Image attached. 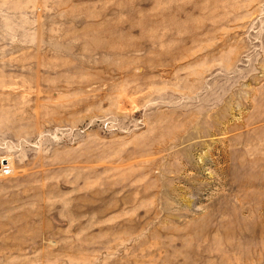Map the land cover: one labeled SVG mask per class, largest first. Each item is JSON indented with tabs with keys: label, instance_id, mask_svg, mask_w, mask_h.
I'll return each instance as SVG.
<instances>
[{
	"label": "rangeland",
	"instance_id": "374dc122",
	"mask_svg": "<svg viewBox=\"0 0 264 264\" xmlns=\"http://www.w3.org/2000/svg\"><path fill=\"white\" fill-rule=\"evenodd\" d=\"M0 264H264V0H0Z\"/></svg>",
	"mask_w": 264,
	"mask_h": 264
},
{
	"label": "built area",
	"instance_id": "2783aa9c",
	"mask_svg": "<svg viewBox=\"0 0 264 264\" xmlns=\"http://www.w3.org/2000/svg\"><path fill=\"white\" fill-rule=\"evenodd\" d=\"M10 172L8 163H0V175H6Z\"/></svg>",
	"mask_w": 264,
	"mask_h": 264
}]
</instances>
